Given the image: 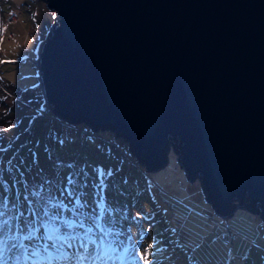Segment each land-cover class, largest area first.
Returning <instances> with one entry per match:
<instances>
[{
	"label": "water",
	"instance_id": "1",
	"mask_svg": "<svg viewBox=\"0 0 264 264\" xmlns=\"http://www.w3.org/2000/svg\"><path fill=\"white\" fill-rule=\"evenodd\" d=\"M42 1L45 112L111 131L146 172L171 149L215 215L264 221V0Z\"/></svg>",
	"mask_w": 264,
	"mask_h": 264
},
{
	"label": "rangeland",
	"instance_id": "2",
	"mask_svg": "<svg viewBox=\"0 0 264 264\" xmlns=\"http://www.w3.org/2000/svg\"><path fill=\"white\" fill-rule=\"evenodd\" d=\"M53 17L42 0H0V61H6L0 63V109L11 114L3 122L10 127L0 131V139L9 144L6 154L14 150L18 154L12 163L16 184H10L7 195L23 205L24 217L29 216L26 191L39 190L36 186L47 180L67 206L69 217L74 215L77 196L90 216L98 213L102 198L114 209L111 225L91 226L97 247L103 238L104 247L119 246L118 255L108 253L97 264H136L123 251L134 242L140 250L149 243L159 244L166 249L161 259L172 256L178 264H189L193 253L186 248L195 243L203 245L194 254L199 264H220L227 259V247L234 250L233 264H264V221L240 208L227 217L215 215L197 179H185L171 149L163 167L146 172L127 151L126 142L111 131L90 132L82 122L67 125L44 111L32 60ZM5 95L33 110L10 105ZM24 173L30 176L25 184ZM225 238L230 242L227 247Z\"/></svg>",
	"mask_w": 264,
	"mask_h": 264
},
{
	"label": "snow or ice",
	"instance_id": "3",
	"mask_svg": "<svg viewBox=\"0 0 264 264\" xmlns=\"http://www.w3.org/2000/svg\"><path fill=\"white\" fill-rule=\"evenodd\" d=\"M68 167L72 168L74 165L69 164ZM107 175L111 176L112 173L109 171ZM67 183L72 185L74 181L69 178ZM36 187L39 190L34 187L24 195L29 210L27 218L22 211L23 205H18L0 188V264H33V260L36 264H97L108 253L118 255L119 246L112 247L109 244L104 247V240L100 238V247H97L98 238L92 234L91 225L99 228L101 224L113 223L111 212L114 209L106 206L103 198L97 205L98 213L90 216L84 211L85 206L80 203L82 197L77 196L74 215L69 217L66 215L67 206L58 198L51 181L46 180ZM75 191L74 189L72 195H75ZM171 231L175 233L177 229L172 228ZM212 243H215V239ZM229 244L225 238V246ZM202 247L201 243H195L191 249L186 248V251L193 253L189 264H199L194 254ZM123 251L136 264H178L172 256L161 259L166 249L159 244L154 246L149 243L140 250V245L134 242ZM233 251L231 247H227V259L220 264H233Z\"/></svg>",
	"mask_w": 264,
	"mask_h": 264
},
{
	"label": "trees",
	"instance_id": "4",
	"mask_svg": "<svg viewBox=\"0 0 264 264\" xmlns=\"http://www.w3.org/2000/svg\"><path fill=\"white\" fill-rule=\"evenodd\" d=\"M4 93V91H2ZM5 97L9 100L10 105H19L22 108H27L30 110H33V108H29L28 105L22 104V102L13 96L5 95ZM24 111H22L23 113ZM24 115V114H23ZM11 114H8V111L0 109V131H6L10 126L9 125H3V122H5L6 118H10ZM6 117V118H5ZM31 121V120H30ZM9 126V127H8ZM53 140L58 141L57 137L52 136ZM3 139H0V188H3L6 191V194L9 192L10 184H16L14 181H16L14 175V169L12 167V163L14 160L18 157V154L16 153V150L11 151L9 154H6V152L9 150V144L4 142ZM47 148V147H46ZM6 162L4 163V161ZM29 175L27 173L23 174L22 182L25 184L27 180H29ZM25 186V185H24ZM31 259V258H30ZM36 263L33 260V264Z\"/></svg>",
	"mask_w": 264,
	"mask_h": 264
}]
</instances>
